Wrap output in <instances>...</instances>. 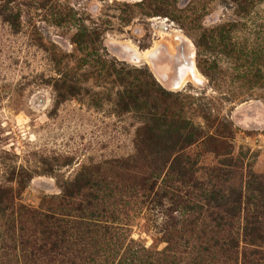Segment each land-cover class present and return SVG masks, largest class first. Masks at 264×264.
<instances>
[{
	"label": "rangeland",
	"instance_id": "rangeland-1",
	"mask_svg": "<svg viewBox=\"0 0 264 264\" xmlns=\"http://www.w3.org/2000/svg\"><path fill=\"white\" fill-rule=\"evenodd\" d=\"M127 81L167 92L168 114L197 132L181 151L207 168L193 177L223 190L206 172L228 154L264 174V0H0V189L14 200L0 210V264H116L197 233L165 192L170 161L151 177L135 156L152 113L120 109ZM84 183V215L117 232L83 236L62 262L36 251L33 213Z\"/></svg>",
	"mask_w": 264,
	"mask_h": 264
},
{
	"label": "trees",
	"instance_id": "trees-1",
	"mask_svg": "<svg viewBox=\"0 0 264 264\" xmlns=\"http://www.w3.org/2000/svg\"><path fill=\"white\" fill-rule=\"evenodd\" d=\"M119 83L123 85L117 99L120 109L152 113L150 120L145 122L147 125L143 133L138 134L141 147L138 143L135 156L146 154V158H150L151 177L155 169H163L170 161L164 180L165 192L184 213H191L192 222H199V226H195L197 233L186 239L180 250L170 251V247H165L160 252L152 253L136 245L133 249H126L116 264H150L147 259L140 262L137 257V254H141L140 250L146 254V258L168 264H206L217 255L224 258V264H264V174L253 172L250 163L245 164L238 155L228 154L218 166L206 172L223 180V190L201 177H193L196 170L207 168L197 167L196 157L181 151L198 135L194 129L188 128L187 123L168 114L167 92H159L147 82ZM149 108L155 109L154 112ZM107 184L100 182L98 187L107 188ZM83 187L88 186L78 184L76 190L63 193L57 207L33 213L37 216L33 217L37 219L35 224L41 227L39 232L44 236L35 242L36 251L57 256L62 262L69 247L78 246L77 242L83 236L105 238L117 232L114 227L96 222L93 212L88 217L84 215V202L86 205L92 202L81 193ZM151 188L146 187L148 190ZM11 202L14 200L9 192L0 189V210L13 207ZM68 206L78 214H71ZM64 208L69 210L65 211ZM205 228L211 229V234H207ZM114 252L117 253V250ZM109 257L104 258L103 264L110 261Z\"/></svg>",
	"mask_w": 264,
	"mask_h": 264
},
{
	"label": "bare ground",
	"instance_id": "bare-ground-1",
	"mask_svg": "<svg viewBox=\"0 0 264 264\" xmlns=\"http://www.w3.org/2000/svg\"><path fill=\"white\" fill-rule=\"evenodd\" d=\"M164 20V19H163ZM156 52V50H150L149 51V53H148V58L150 59V58H152V57H154L153 55H154V53ZM147 59V58H146ZM175 60V59H174ZM184 66V65H183ZM192 68H190V70H191ZM194 69V68H193ZM184 73H185V71H184ZM192 74V73H191ZM186 75V74H185ZM182 78V72L181 71H179V66L177 67V79H178V81H180V79ZM183 79H185L184 77H183ZM175 84L177 85L178 84V82H175Z\"/></svg>",
	"mask_w": 264,
	"mask_h": 264
},
{
	"label": "flooded vegetation",
	"instance_id": "flooded-vegetation-1",
	"mask_svg": "<svg viewBox=\"0 0 264 264\" xmlns=\"http://www.w3.org/2000/svg\"><path fill=\"white\" fill-rule=\"evenodd\" d=\"M176 67H178V64H174V65H173V68H176Z\"/></svg>",
	"mask_w": 264,
	"mask_h": 264
}]
</instances>
